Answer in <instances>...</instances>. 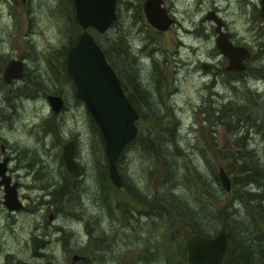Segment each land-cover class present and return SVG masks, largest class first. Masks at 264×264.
<instances>
[{"label": "rangeland", "instance_id": "1", "mask_svg": "<svg viewBox=\"0 0 264 264\" xmlns=\"http://www.w3.org/2000/svg\"><path fill=\"white\" fill-rule=\"evenodd\" d=\"M162 1L174 18L164 31L146 22L144 0H116L110 27L88 29L138 114L137 134L116 161L123 184L116 190L103 147L96 140L91 150L90 116L65 70V52L80 31L72 0H0V161L7 158L6 173L23 206L9 213L0 190V264H178L174 253L167 258L162 236L175 229L185 245L189 227L165 194L203 208L194 221L199 227H212L214 217L206 219L204 208L212 213L215 205L210 233L234 223L235 215L259 224L245 204L253 192L264 196V84L257 80L252 1ZM211 9L249 49L235 77L215 48L212 20L205 18ZM28 32L32 43L25 46ZM17 58L22 77L4 83L1 71ZM201 62L210 70H201ZM47 94L62 98L59 112L50 110ZM68 140L80 166L73 177L60 157ZM246 161L256 173H239ZM222 165L230 191L204 192L193 169L211 179ZM149 196L156 206L142 203ZM32 235L46 241L37 254ZM74 254L81 259L72 261Z\"/></svg>", "mask_w": 264, "mask_h": 264}, {"label": "water", "instance_id": "2", "mask_svg": "<svg viewBox=\"0 0 264 264\" xmlns=\"http://www.w3.org/2000/svg\"><path fill=\"white\" fill-rule=\"evenodd\" d=\"M116 0H72L74 18L80 27L75 43L65 55V70L74 85V96L80 100L91 120L98 129L106 161L107 178L110 184L120 189L122 181L116 168V160L124 146L132 141L137 134L136 121L138 114L126 97L120 82L105 59L104 53L94 41L87 28L97 33H104L115 19L114 4ZM146 22L158 31H164L171 23L160 7L158 0H145L142 6ZM211 12L206 14L207 19L215 23V47L220 55L227 58V71H243L244 60L250 55L244 46H235L230 43L227 34L220 29V21L215 19ZM210 64L200 63V68L207 71ZM19 61L9 60L1 73L4 83L21 77ZM46 100L50 110L58 112L63 107V100L59 95L47 94ZM74 145L67 141L61 145V160L65 171L76 176L79 165L74 159ZM7 158L0 161V187L3 189L2 203L7 211H17L22 204L16 196V184H10L5 175ZM217 177L225 193L230 191V179L222 167L217 168ZM46 241L32 235L30 237L31 250L37 254ZM227 236L224 226H220L213 235L203 236L191 234L186 240L187 264H221L226 253ZM79 259L76 254L71 256L72 261ZM43 264H49L45 262Z\"/></svg>", "mask_w": 264, "mask_h": 264}, {"label": "trees", "instance_id": "3", "mask_svg": "<svg viewBox=\"0 0 264 264\" xmlns=\"http://www.w3.org/2000/svg\"><path fill=\"white\" fill-rule=\"evenodd\" d=\"M134 87L136 88V86ZM90 124L92 126V130H91L92 134L94 135L93 141L91 142L90 145H91V150L94 153L96 151L95 141L97 140L101 147H103V144L100 133L96 128L95 124L93 123V121L91 120V118H90ZM247 161H246V168H243L244 167L243 164H242L243 166L240 165L239 173L245 171L247 173L248 172L256 173L257 170L254 167V165L252 164L250 165ZM252 162L253 161H251V163ZM256 164L259 165L257 162ZM223 165L218 167H222L224 169ZM262 170L264 171V166L262 167ZM193 172L195 173L196 177L202 181L204 185L203 188L204 192L208 191L210 188L215 194L223 195L225 193L219 183L217 172L214 173V171L211 170L210 173L211 179H209V177L206 174H202L196 168L193 169ZM106 173H107V168H106ZM196 192L199 195L197 191V187H196ZM165 197L166 200H169L170 197L171 202L175 203V209L177 212L176 215L179 216L180 221L185 223V226L189 227L188 236L195 233L203 236H210L214 234L210 232L216 223V213L218 210H216L215 205L212 208V213H210L209 211H207L206 208H204L206 219L212 215L215 220L214 224H211L212 227L209 226L205 228L194 225V221L197 222L200 219L203 213V208L199 206L197 207L194 203L187 204L186 203L187 201L183 199L181 196L165 194ZM248 198H250V196H248ZM141 199H142V203L146 206H152V207L153 205L156 206L155 202L157 200L154 197L149 196V198L143 197ZM263 201H264V196H262L259 193L253 192L251 194V199L249 201L250 203L248 201L245 202L246 209H249L253 213L250 214L251 218H253L254 215H256V217L260 219V222L257 225V227L254 226L253 224L249 226L248 222L242 217H239V215L234 216V223H232L231 225H225V226L223 225L226 230L227 247H226V253L223 257L221 264H264V203H262ZM158 207L161 209V204ZM162 239H163V243H165V245L167 246V248L165 249L166 254L169 256L167 258H170L172 256V253H174V255L177 257L178 264H185L186 243L184 245L182 241H177V233H175V229L167 228L162 236ZM169 247H171L170 250L168 249ZM156 249H158V247H156Z\"/></svg>", "mask_w": 264, "mask_h": 264}, {"label": "flooded vegetation", "instance_id": "4", "mask_svg": "<svg viewBox=\"0 0 264 264\" xmlns=\"http://www.w3.org/2000/svg\"><path fill=\"white\" fill-rule=\"evenodd\" d=\"M145 1V0H144ZM235 1V0H234ZM250 1H252V10H253V14H254V19H255V21L257 22V25H256V28H255V32H254V34H253V43H254V46H255V50H256V53H257V58L255 59V61L257 62V64H256V66H257V69H256V72H257V80L261 83V84H264V0H247V2H250ZM162 0H158V4H159V6L160 7H162V8H164L165 9V13H166V8L164 7V6H162L161 4H162ZM212 3H213V1H211ZM236 2V1H235ZM144 3V2H143ZM237 3L238 4H240V5H242L243 3H244V0H237ZM72 5H73V2H72ZM115 5V4H114ZM142 6H143V4H142ZM142 9V8H141ZM143 10V9H142ZM115 12V11H114ZM143 12V11H142ZM209 12H211L210 13V15H212L215 19H218L219 21H220V29L222 30V32H224V33H226L228 36H227V38H228V40L230 41V43L231 44H233V45H235V46H244V47H246L245 45H242V44H240L241 42H243V41H241L242 40V37H239L237 34H235V33H231V32H229V30L226 28V26H225V23H224V21L218 16V14L216 13V11L215 10H208L207 12H206V14H208ZM167 14V13H166ZM206 14H205V18H206ZM167 16H168V18H170V20H171V23L169 24V26L170 25H172L173 24V21H174V18H173V16H171L170 14H167ZM73 17H74V7H73ZM115 19H116V14H115ZM115 19H114V21H115ZM212 20V19H211ZM74 21H75V18H74ZM113 21V22H114ZM112 22V23H113ZM75 23L77 24V22L75 21ZM111 23V24H112ZM110 24V25H111ZM78 25V24H77ZM168 26V27H169ZM78 27H79V25H78ZM110 27V26H109ZM80 28V27H79ZM214 28H215V23H214V21L212 20V27H211V31H213V33H214V43H215V38H216V33L214 32ZM88 29H90V27H88L87 28V31H88ZM158 31V30H157ZM183 32H184V34L186 35V36H189V35H187L186 34V31H189V30H182ZM80 32V31H79ZM190 32H191V30H190ZM29 33V32H28ZM89 33V32H88ZM28 35V34H27ZM77 37V36H76ZM76 41V40H75ZM32 43V37H31V35H30V39L27 41L26 39L24 40V45L25 46H27V44L28 45H30ZM75 43V42H74ZM73 43V44H74ZM72 44V45H73ZM72 45H70L69 46V48L72 46ZM68 48V49H69ZM216 48V47H215ZM247 48V47H246ZM67 49V50H68ZM248 49V48H247ZM67 50H66V52H67ZM217 50V49H216ZM249 50V49H248ZM66 52H65V55H66ZM250 56V55H249ZM223 58H224V60H225V62H226V64H225V66L227 65V58L226 57H224V56H222ZM249 58V57H248ZM247 58V59H248ZM9 60H14V61H19L20 62V65H21V72H22V75H23V65H22V62L17 58V59H9ZM8 60V61H9ZM245 61H246V59L244 60V64H245ZM207 63V62H206ZM208 64H210V63H208ZM210 67H211V64H210V66H209V68H208V70H210ZM245 69V68H244ZM207 70V71H208ZM224 71H226L227 72V74H228V76H232V77H235V76H237L236 74H238V73H240V72H242V71H227V70H225V67H224ZM1 73H2V71H1ZM22 75H21V77H22ZM21 77H19V78H21ZM19 78H17V79H19ZM70 78V77H69ZM17 79H12L9 83H11L12 81H14V80H17ZM1 80H2V78H1ZM71 80V79H70ZM46 97V96H45ZM52 111V110H51ZM53 112V111H52ZM53 113H55V112H53ZM68 141H72V140H68ZM73 142V141H72ZM73 145H74V142H73ZM73 156H74V153H73ZM60 157H61V155H60ZM74 159L76 160V158L74 157ZM7 162V161H6ZM76 162H77V160H76ZM78 163V162H77ZM79 165V164H78ZM6 170H7V168H6ZM6 170H5V175H7L8 177H9V180H10V184H12V183H14V182H11V178H10V175H8L7 173H6ZM65 170V169H64ZM66 172V171H65ZM80 172V166H79V171H78V173ZM67 173V172H66ZM77 173V174H78ZM68 174V173H67ZM19 175V174H18ZM68 175H70V174H68ZM71 176V175H70ZM73 177V176H72ZM122 189V187L120 188V189H117V190H121ZM0 190L3 192V189H2V187H0ZM15 190H16V187H15ZM3 195V194H2ZM16 196H17V194H16ZM2 200H3V198H2ZM3 204V203H2ZM5 207V206H4ZM23 207V206H22ZM21 207V208H22ZM20 208V209H21ZM19 210V209H18ZM9 213L11 212V211H8ZM79 259H81V256H79Z\"/></svg>", "mask_w": 264, "mask_h": 264}, {"label": "bare ground", "instance_id": "5", "mask_svg": "<svg viewBox=\"0 0 264 264\" xmlns=\"http://www.w3.org/2000/svg\"><path fill=\"white\" fill-rule=\"evenodd\" d=\"M1 12H2V11H1ZM1 12H0V13H1ZM3 12H4V11H3ZM8 12H9V11H8ZM4 13H5V12H4ZM7 14H8V13H7ZM3 17H4V15H3ZM6 19H8V18H6ZM186 34L189 35V36L192 35V33H191L190 31H186ZM30 35H32V32H29L28 35L26 36L25 39H26L27 41L30 39ZM1 54H2V53H1ZM137 95H138V94H137ZM35 109H36V108H35ZM22 150H23V149H22ZM27 150H28V149H27ZM37 203H38V202H37Z\"/></svg>", "mask_w": 264, "mask_h": 264}]
</instances>
